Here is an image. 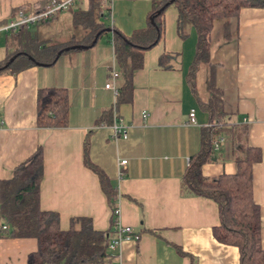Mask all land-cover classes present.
<instances>
[{
  "label": "crops",
  "instance_id": "1",
  "mask_svg": "<svg viewBox=\"0 0 264 264\" xmlns=\"http://www.w3.org/2000/svg\"><path fill=\"white\" fill-rule=\"evenodd\" d=\"M39 1L0 0V26L15 18L16 8ZM113 1L106 3L112 8V29L130 35L147 26L154 0ZM108 32L107 40L102 36L74 58L60 56L53 64L0 73V181L11 178L15 167L42 146L41 209L58 213L63 230L70 228L73 218H91L94 228L110 232L112 240L117 235L113 209L98 174L85 162L87 143L90 161L104 170L117 189L121 223L140 236L116 249L114 264H240L238 248L219 242L213 234L220 224L218 204L186 194L181 178L191 156L201 149L203 132L212 124L208 102L212 96L220 98L226 122L247 127L248 144L262 153L253 166V191L261 209L264 248V7H243L237 18L215 22L210 61L199 66L194 86L188 73L197 35H180L178 12L169 6L163 42L145 53L144 67L133 75L132 101L120 105L118 94L106 87L114 69L120 74L118 92L123 83L114 31ZM163 53L169 54L167 68L160 67ZM2 54L0 62L7 52ZM44 87L68 90L67 126L37 125V93ZM111 109L112 123L97 124ZM193 109L196 123L191 124ZM115 115L128 125L127 138L114 136ZM225 142L223 158L202 166L205 176L237 172L231 144ZM122 160L127 163L121 165ZM37 247L35 238L0 236V264H27Z\"/></svg>",
  "mask_w": 264,
  "mask_h": 264
},
{
  "label": "trees",
  "instance_id": "2",
  "mask_svg": "<svg viewBox=\"0 0 264 264\" xmlns=\"http://www.w3.org/2000/svg\"><path fill=\"white\" fill-rule=\"evenodd\" d=\"M107 1L109 0H88L86 8L73 9L71 6L68 11L73 14L74 30L71 37L64 42L47 44L39 32L41 28L58 19L64 12L62 10L49 20L25 24L18 29L10 30L15 35V47L7 54V58L0 62V73L9 70L19 72L36 65V61L53 64L61 49L76 44H91L99 34L96 45L107 32V25L103 21L111 11V7L106 4ZM169 1L154 0L147 14V26L135 30L130 35L113 28L115 56L123 79L116 104L132 101L133 75L136 70L144 67L145 53L163 41L165 12L169 6L177 9L180 35L186 37L191 28H194L197 35L196 53L188 73L189 80L194 86L199 66L210 61L215 22L237 18L243 7H264V0H174L165 10L158 13ZM49 2L50 0H41L32 5L16 8L13 13L30 7L37 11L45 10ZM30 26L38 28V31L31 30ZM71 51L72 49L63 54ZM18 53L20 55L5 67ZM168 55L162 54L160 67H169ZM30 57L35 60H31ZM211 87L214 91V84H211ZM37 103L39 127L68 125L70 103L66 88H40ZM207 108L212 114V124L203 132L201 149L191 156L181 178L183 191L188 195L212 199L218 204L220 224L213 228V234L219 242L238 248L240 264H264L261 209L254 199L253 191V166L261 161V150L248 144L247 127L226 122V113L220 98L212 96ZM112 112V109L105 111L97 120V124H111ZM221 137H224L225 141L228 139L231 144L237 172L214 177L205 176L202 166L223 158L222 150L216 151L214 147L215 142ZM85 162L100 178L102 189L113 209L114 225L119 195L104 170L90 161L87 143ZM43 173L44 149L39 146L26 161L15 167L11 178L0 181V236L37 240V250L29 254L27 264H114L113 252L110 250V232L97 231L92 219L88 217L73 218L70 228L63 230L58 213L41 209L40 185ZM3 225L8 228L3 229Z\"/></svg>",
  "mask_w": 264,
  "mask_h": 264
},
{
  "label": "built area",
  "instance_id": "3",
  "mask_svg": "<svg viewBox=\"0 0 264 264\" xmlns=\"http://www.w3.org/2000/svg\"><path fill=\"white\" fill-rule=\"evenodd\" d=\"M79 0H50L49 6L45 10L37 11L35 8L30 7L26 9H22L15 14V18L5 24L0 26V32L2 31H10L20 28L25 24H35L38 22L46 21L52 18L54 14H57L59 11H66L71 6H73ZM120 74L114 69L111 73V83L106 85L107 88L113 89L115 94H118V88L116 86V81L119 79ZM189 123H196V110L193 109L190 113ZM114 129V136L116 138H127L128 137V125L121 118L115 115L114 122L112 124ZM225 142V138L221 137L219 140L215 142V150L219 151ZM127 160H122L121 165H125ZM122 170L120 169L119 175L122 176ZM116 215V223L114 227L117 231V235L110 241V250L115 253L116 249L127 240H138L139 235L135 234L132 227L129 225H123L120 220V209L117 208L115 210ZM6 225H3V229H7Z\"/></svg>",
  "mask_w": 264,
  "mask_h": 264
},
{
  "label": "rangeland",
  "instance_id": "4",
  "mask_svg": "<svg viewBox=\"0 0 264 264\" xmlns=\"http://www.w3.org/2000/svg\"><path fill=\"white\" fill-rule=\"evenodd\" d=\"M117 1V0H116ZM86 1L84 0L82 3H78L77 5L73 6V9H77L79 7H86ZM115 3V0L113 1V4ZM112 9V8H111ZM177 10V9H176ZM73 14L71 11H64L62 14H60V16L58 17V19L50 22L49 26L47 27H43L39 30L42 39L47 43V44H56V43H60V42H64L67 41L70 37L71 34L74 30V27L72 28V26H74V22L72 20ZM103 21L105 22V24L107 25V27H110L111 25H113V16L110 14L107 16V18H104ZM191 30V31H190ZM189 30V32H194V34H196L194 28H191ZM110 32H106L103 37L102 40H107V38L110 37L109 35ZM189 35V34H188ZM0 52L2 51L3 54L2 55H6L13 50L14 44H15V35L14 32L12 31H8V32H2L0 34ZM47 40V41H46ZM163 42V41H162ZM161 42V44H162ZM82 49H73L71 51V53H66L63 54L62 56H70L71 57H76L77 56V52H79ZM187 52V51H186ZM5 58H7V56H4Z\"/></svg>",
  "mask_w": 264,
  "mask_h": 264
},
{
  "label": "water",
  "instance_id": "5",
  "mask_svg": "<svg viewBox=\"0 0 264 264\" xmlns=\"http://www.w3.org/2000/svg\"><path fill=\"white\" fill-rule=\"evenodd\" d=\"M172 2H174V0H170L169 2H167L159 11H158V13H161L163 10H165L166 9V7L168 6V5H170ZM113 29H112V27H107L106 28V31H112ZM98 37H99V34H97L96 36H95V39L93 40V42L91 43V44H76V45H72V46H68V47H65L64 49H61L58 53H57V55H56V57H55V59H54V63L60 58V56L65 52V51H70L71 49L73 50V49H87V48H90V47H92V46H94L95 45V43L97 42V40H98ZM20 55V53H18V54H16V55H14L8 62H7V64L5 65V67H8L18 56ZM30 59L31 60H35V58H33V57H30ZM36 64L37 65H49L48 63H44V62H39V61H36ZM214 159H216V158H214Z\"/></svg>",
  "mask_w": 264,
  "mask_h": 264
}]
</instances>
